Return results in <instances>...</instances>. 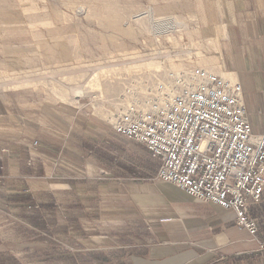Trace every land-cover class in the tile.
I'll use <instances>...</instances> for the list:
<instances>
[{
	"label": "rangeland",
	"instance_id": "obj_1",
	"mask_svg": "<svg viewBox=\"0 0 264 264\" xmlns=\"http://www.w3.org/2000/svg\"><path fill=\"white\" fill-rule=\"evenodd\" d=\"M226 5V0H0V109L9 104L16 118L26 117L21 138L33 147L40 137L49 139L50 130L77 135L69 132L76 120L86 138L101 137L113 128L95 108L114 113L148 108L164 88L176 92L174 78L189 75L183 67L216 70L202 57H217L219 63L220 43L213 30L223 24ZM148 61L160 62V69L146 68ZM95 75L103 86L110 84L108 90L89 88ZM61 89L67 93L64 100L56 94ZM122 146L124 186L130 181L140 186L155 176L139 160L136 164L148 157L142 145L124 138ZM70 160L62 152L54 161L65 177L74 174L65 169L73 168ZM75 171L76 187L102 184L83 169ZM66 179L34 177L21 192L13 179L0 184V264L104 261L99 256L103 244L94 237L99 236L100 209L73 208L66 194L56 199L54 189L42 186L43 181L62 188ZM93 196L76 198L93 204L99 201ZM76 216L82 225L68 226V218ZM32 217L36 224L29 221Z\"/></svg>",
	"mask_w": 264,
	"mask_h": 264
},
{
	"label": "crops",
	"instance_id": "obj_2",
	"mask_svg": "<svg viewBox=\"0 0 264 264\" xmlns=\"http://www.w3.org/2000/svg\"><path fill=\"white\" fill-rule=\"evenodd\" d=\"M226 4L225 32L218 37L219 64L241 84L253 133L264 134V0H226ZM4 108L0 109V184L13 179V187L21 192L34 177L67 178L62 188L43 181L42 186L54 189L56 199L66 194L73 208L92 205L100 209L99 236H94L103 244L99 256L104 261L99 264H264V247L236 226L232 210L195 199L176 185L158 180V162L143 145L148 157L141 156L136 164L140 162L146 173L155 176L140 186L133 181L124 186V137L110 127L101 137L86 138L84 126L76 120L69 124V132H80L77 135L50 130V138L40 137L39 145L33 147L21 138L26 117L19 114L16 118L9 104ZM62 152L73 163V168L65 169L74 174L83 169L102 184L76 187L75 175L65 177L54 163ZM79 194L96 195L99 201L88 204L77 200ZM249 211L259 225L258 239L264 242V191L259 201H250ZM80 220L70 217L66 224L79 226Z\"/></svg>",
	"mask_w": 264,
	"mask_h": 264
},
{
	"label": "built area",
	"instance_id": "obj_3",
	"mask_svg": "<svg viewBox=\"0 0 264 264\" xmlns=\"http://www.w3.org/2000/svg\"><path fill=\"white\" fill-rule=\"evenodd\" d=\"M191 86L151 107H128L113 115L111 126L143 145L158 162L156 178L191 197L235 214V224L258 239L259 225L249 211L264 191V134H254L238 80L203 68L190 70Z\"/></svg>",
	"mask_w": 264,
	"mask_h": 264
},
{
	"label": "bare ground",
	"instance_id": "obj_4",
	"mask_svg": "<svg viewBox=\"0 0 264 264\" xmlns=\"http://www.w3.org/2000/svg\"><path fill=\"white\" fill-rule=\"evenodd\" d=\"M220 25V24H219ZM218 25V26H219ZM225 27H224V25H222V26H220L219 28L217 27L216 29L214 28V33L216 34V36H218L219 37V35L220 34H224V29ZM168 30H166V31H159V32H156V33H158V34H162V32L163 33H165V32H167ZM212 31V32H213ZM216 44V43H215ZM214 44V45H215ZM214 47V46H213ZM215 50H217L216 49V47H215ZM202 55V54H201ZM212 57V56H211ZM140 59V58H139ZM220 59V58H219ZM202 61L205 63V65L208 63V62H210V64L214 67V68H216V70L214 71V69H210L209 67H205L206 69L205 70H207V71H209V72H211V73H213V74H220L222 77H224V78H226V79H230V80H235V74L233 75V74H231V73H227V72H224L223 70H222V66L219 64V63H217V57L215 58V57H212V59L211 60H209V58L208 59H206V58H204V57H202ZM159 63L160 62H155V61H148V62H146V63H144L143 65L144 66H146V68H149V69H151V68H155V69H160V67H159ZM171 63V62H170ZM221 63V62H220ZM161 66V65H160ZM157 67H159V68H157ZM193 67V66H192ZM154 69V70H155ZM183 70H184V72H186V74L188 73V72H190L189 71V69L188 68H185V67H183L182 68ZM154 72V71H153ZM179 75H177L176 77H178ZM175 77V78H176ZM175 78H174V80H175ZM174 80H173V89L176 91L175 93H173V90L172 89H170V88H164V90H163V93H162V91H161V93H162V95H161V97L159 98V100L157 101L156 100V104H157V106L158 105H160V104H162L163 103V101L165 100V99H171V98H173L175 95H177L178 93H179V88L178 87H175V82H174ZM16 82V81H15ZM14 82V83H15ZM17 83V82H16ZM23 83V82H22ZM26 83V82H25ZM182 84H181V86H191L192 85V80H191V78H190V73H189V75H187V76H182V82H181ZM21 84V83H20ZM19 85V84H18ZM24 85H27V84H22V86H24ZM88 86H89V88L91 87V88H97V90L100 92V93H103V87H105V90H108L109 89V86H110V84H107L106 86H103L102 84H101V82L98 80V76H96L95 75V79L93 80V81H90V83L88 84ZM57 93V95L59 96L58 98H60V99H66L65 98V96H66V94L67 93H65V90H63V89H61V90H58V91H56ZM160 93V94H161ZM159 94V95H160ZM128 108V107H127ZM95 109H99L98 110V112L102 115V116H104V118L105 119H107V120H109V121H112V119H113V115H114V112H111V111H109V110H103V109H100V108H95ZM143 109L144 110H146V107H143Z\"/></svg>",
	"mask_w": 264,
	"mask_h": 264
},
{
	"label": "trees",
	"instance_id": "obj_5",
	"mask_svg": "<svg viewBox=\"0 0 264 264\" xmlns=\"http://www.w3.org/2000/svg\"><path fill=\"white\" fill-rule=\"evenodd\" d=\"M32 224H36L37 222H35V220H34V218L32 217V218H30V220H29Z\"/></svg>",
	"mask_w": 264,
	"mask_h": 264
}]
</instances>
